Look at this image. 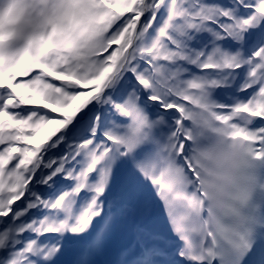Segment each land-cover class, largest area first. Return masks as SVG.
Listing matches in <instances>:
<instances>
[{"label": "rangeland", "instance_id": "obj_1", "mask_svg": "<svg viewBox=\"0 0 264 264\" xmlns=\"http://www.w3.org/2000/svg\"><path fill=\"white\" fill-rule=\"evenodd\" d=\"M105 1L119 11L131 6L137 10L128 17L130 24L119 23L108 40L120 39L127 27L132 35L143 0ZM151 1L146 0V6L152 9L149 19L141 16L139 46L171 57L173 62L167 64V69L171 78L183 81L187 99L171 96L160 66L152 69L147 58L137 59L130 70L138 85L121 99L124 105L127 100L132 102L137 129H127L109 111L100 118L96 112L86 136L65 143L63 150L56 148L58 152L42 159V192L32 186L38 173L25 191L29 175L22 169L21 157L11 158L13 150L34 153L52 134L41 133L43 127L51 125L54 132L59 128L56 123H67V119L53 114H60L62 109L71 111L72 102L81 92L61 85L55 78L91 80L86 95L98 102L102 100V85H97L100 74L79 69L67 49L49 50L54 19L64 21L69 13L62 0H0V214H13L7 220L0 218V264H91L97 251L105 253L108 264H205L215 258V239H219L223 225L240 234L236 242L229 232L223 237L221 247L232 244L240 248L236 252L227 247L237 255L232 264H264V230L260 226L264 222V195L259 194L264 191V158L259 161L253 157L256 150H264V126L242 112L211 108L212 112L207 113L198 107L233 102L262 106L264 113V93L259 90L264 87V15L246 6L251 0H155L152 6ZM263 2L251 3L264 8ZM224 26L236 33L240 43L229 40L222 30ZM251 40L254 48L249 45ZM83 44L90 52L105 47ZM210 63L214 68H207ZM237 63H241L240 68L233 69ZM216 81L231 86L219 89ZM86 106L82 103L75 115L81 116ZM173 107H181L183 112L168 114ZM189 120L202 126L198 134L187 131ZM238 129L258 134L259 143L243 141L235 134ZM15 130L20 131L22 142L14 135ZM6 134L10 138L4 142ZM108 138L131 144L119 152L125 155L121 161L127 165L128 178L148 189L139 201V214L115 198L105 203L94 192L101 186L100 191L107 189L119 196L125 182L123 165L112 161L111 153H104L110 146ZM68 175L74 179L66 184ZM207 181L224 191L227 198L207 195ZM161 182L169 186L165 193L159 187ZM125 191H129L128 186ZM21 194L22 199L14 202ZM23 199L35 213L23 204ZM106 208L111 214H105ZM19 210L26 211L17 216ZM151 211H159L171 220L177 231L183 229L186 239L168 240L159 235L165 234L166 226L148 217ZM142 217H148L145 223ZM63 228L78 241L88 236L95 253L84 255V249H88L80 243L73 249L66 248L61 243ZM45 231L53 234L44 235ZM29 247L37 250L33 254L37 260L25 253ZM130 248L145 255V259L134 258L128 252ZM164 249L171 253L169 260L160 259Z\"/></svg>", "mask_w": 264, "mask_h": 264}, {"label": "trees", "instance_id": "obj_2", "mask_svg": "<svg viewBox=\"0 0 264 264\" xmlns=\"http://www.w3.org/2000/svg\"><path fill=\"white\" fill-rule=\"evenodd\" d=\"M73 11V20L77 22L69 32L71 35L78 37V41L83 38H87L88 40H98V41H105L107 33L109 30L116 24V22L120 19L121 15H118L115 11H110L102 14V7L96 4L94 1L91 2L90 5H87L85 2H75L69 5ZM106 7V5H105ZM125 40H123L124 42ZM119 44V49L116 51L113 60H108L104 58L103 53L97 54H88V53H74V61L79 69H83L86 71H90L92 73L100 72L103 78L109 77L113 69L119 63L121 56L123 54V47ZM114 45L112 44L111 47ZM111 62V67L107 66V62ZM57 81L63 83L65 85L74 87V88H82L83 85L80 84L76 79L73 78H56ZM128 79H131L130 76L125 75V77H120L111 90L109 91L110 96L118 97V94L124 91V89L129 86ZM80 101H87L84 95L79 96ZM83 122L77 123L73 128L66 130V135H78L76 129L81 128ZM76 131V132H75ZM60 136L57 138V141H60L65 138L66 135ZM34 157L29 155L28 158Z\"/></svg>", "mask_w": 264, "mask_h": 264}]
</instances>
